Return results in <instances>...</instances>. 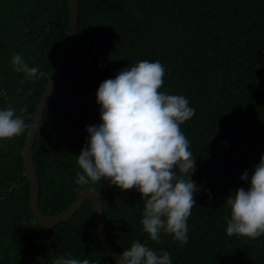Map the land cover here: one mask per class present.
Instances as JSON below:
<instances>
[{"label":"trees","instance_id":"1","mask_svg":"<svg viewBox=\"0 0 264 264\" xmlns=\"http://www.w3.org/2000/svg\"><path fill=\"white\" fill-rule=\"evenodd\" d=\"M78 5L75 34L32 147L43 216L61 213L94 187L119 253L138 241L167 251L172 264H264V233L229 236L224 203L236 188L247 187L239 177L264 152V0H78ZM69 9L68 0H0V108L11 106L27 125L20 135L0 139V264H53L62 255L115 262L96 231L91 201L50 228L37 225L30 209L23 147L66 34ZM15 53L37 68L38 78L14 71ZM140 60H158L165 69L159 90L183 95L195 108L180 125L195 157L191 179L200 186L183 245L163 232L159 242L148 238L140 222L141 194L134 188L121 190L103 178L75 182L85 126L100 122L99 83Z\"/></svg>","mask_w":264,"mask_h":264},{"label":"clouds","instance_id":"2","mask_svg":"<svg viewBox=\"0 0 264 264\" xmlns=\"http://www.w3.org/2000/svg\"><path fill=\"white\" fill-rule=\"evenodd\" d=\"M11 63L25 79L38 78L37 68L29 67L22 54H13ZM164 73L158 60H140L99 83L95 100L100 122L85 126L88 135L76 155L81 171L75 182L89 184L103 178L121 190L134 188L141 194L140 222L148 238L159 242L163 232L183 245L193 196L200 186L191 179L195 157L180 125L195 114V108L185 96L159 90ZM26 127L11 106L0 108V139L18 136ZM239 179L247 187H238L225 198L230 210L225 231L229 236L256 238L264 233V152ZM53 264L96 262L62 255ZM114 264H172V259L163 249L157 252L133 241Z\"/></svg>","mask_w":264,"mask_h":264},{"label":"water","instance_id":"3","mask_svg":"<svg viewBox=\"0 0 264 264\" xmlns=\"http://www.w3.org/2000/svg\"><path fill=\"white\" fill-rule=\"evenodd\" d=\"M68 2L70 9H69V22H68L66 34L63 39L60 50L57 54V57L55 59L44 92L35 110L33 121L27 132L23 147V162L25 167V173L30 182V209L32 212L33 219L37 225H39L42 228H50L61 222H65L66 220H68L79 210V208L84 204L86 200L91 201L93 204V215H94L96 231L101 239V242L106 252L111 256V258L115 260L120 253L113 246L107 234V231L105 230L103 217H102L103 206L100 200L99 193L94 187H88L84 189L76 197V199L72 202L70 206H68L61 213L54 215L53 217L47 218L43 216V214L39 209L40 185L33 166L32 147L44 109L46 108L53 93V90L56 86L57 78L60 74V71L66 59L67 52L71 45L72 39L75 34V29L78 23V16H79L78 0H68Z\"/></svg>","mask_w":264,"mask_h":264}]
</instances>
